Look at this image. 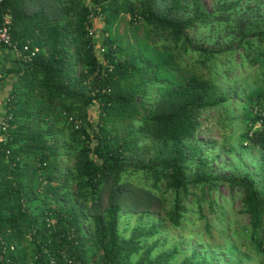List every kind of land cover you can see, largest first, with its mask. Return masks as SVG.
Segmentation results:
<instances>
[{
  "label": "trees",
  "instance_id": "1",
  "mask_svg": "<svg viewBox=\"0 0 264 264\" xmlns=\"http://www.w3.org/2000/svg\"><path fill=\"white\" fill-rule=\"evenodd\" d=\"M4 15L38 52L0 75L17 76L0 118V264H248L227 244V260L206 245L158 250L194 214L210 230L204 203L221 183L240 190L264 264V90L240 103L237 142L203 137L209 110L235 121L242 95L217 68L239 47L259 63L264 0H0V27ZM126 15L134 42L115 26Z\"/></svg>",
  "mask_w": 264,
  "mask_h": 264
},
{
  "label": "rangeland",
  "instance_id": "2",
  "mask_svg": "<svg viewBox=\"0 0 264 264\" xmlns=\"http://www.w3.org/2000/svg\"><path fill=\"white\" fill-rule=\"evenodd\" d=\"M128 20V15L123 16L115 26L119 28V32L124 36L126 41L134 42V28H131ZM106 25L105 15H95L94 29L96 31L94 39L96 41V48L103 46L102 43L107 35L106 31H104ZM142 31H139V36H142ZM256 47L255 51L251 53L252 56H257L256 53L258 51H264V44H261L260 47L257 45ZM243 51V48L239 47L232 58L225 60L221 68L220 66L217 68L220 72L217 78L219 84L223 86H226L228 83L233 84L232 88L242 95L236 103L232 102V107H234L236 114L235 121L229 124L222 112L219 115L217 110H209L206 113V120L212 131L204 133L203 137L205 138L237 142L239 136L246 130V124L242 117L243 109L240 103H243L248 98V94L252 90H264V55L260 56L258 64H253L249 59L245 58ZM5 53H0V59L3 58L5 65L2 66V62L0 61V75L7 70V67H12L11 62L15 58L12 51H7L8 55ZM188 59L193 60L190 56H188ZM204 72L205 70H201V73ZM16 78L15 74H11L0 84L1 111H4L6 107V102L14 88L13 84ZM90 113L92 122L96 125L99 119L97 104H94L90 108ZM2 115L1 118L4 117L5 111ZM218 117L219 122L217 121ZM228 158L230 159V157ZM132 179L135 182H139L140 174L135 175ZM197 191L200 192L199 189ZM241 195L239 189H232L227 183L219 184L218 188L209 195L210 199L213 200V210L209 208L207 202L204 203V213L208 215V221L211 223L210 230L208 231L205 228L206 220H200L199 215L194 214L193 221L188 225V229L172 228L170 231H164L160 236L161 242L158 250L169 248L175 242H178L185 250L195 245H206L207 247H214L216 251L223 253L227 260L229 259L227 256L231 250V247L226 246L227 244L235 246L237 249V252H233V257L238 255V251H247L251 257L248 264H260L262 261L261 259L259 261L250 238V217L246 213L241 212L243 209ZM132 223H135V220H132ZM183 239H186L188 243H184L183 245V241H181Z\"/></svg>",
  "mask_w": 264,
  "mask_h": 264
},
{
  "label": "built area",
  "instance_id": "3",
  "mask_svg": "<svg viewBox=\"0 0 264 264\" xmlns=\"http://www.w3.org/2000/svg\"><path fill=\"white\" fill-rule=\"evenodd\" d=\"M11 18L9 15L3 16V24L0 27V44L8 46L15 57L22 63H29L33 60L36 53L38 52V48L35 47V49H32L28 44L24 45L23 47L19 46L17 42L14 41L12 34H11ZM95 31L94 29L90 30V34L94 35ZM105 51V48H101V52L103 53ZM264 114V112H263ZM8 127L7 120H4L0 124L1 130H6ZM56 264L55 262H53Z\"/></svg>",
  "mask_w": 264,
  "mask_h": 264
},
{
  "label": "crops",
  "instance_id": "4",
  "mask_svg": "<svg viewBox=\"0 0 264 264\" xmlns=\"http://www.w3.org/2000/svg\"><path fill=\"white\" fill-rule=\"evenodd\" d=\"M0 53H5V50H3V49H0ZM6 55H8L7 54V52L5 53ZM0 61L2 62V66H5L4 65V62H3V58L2 59H0ZM13 62V61H12ZM11 62V65L13 66V67H16V64L14 65V62L12 63ZM1 65V64H0ZM15 86V83L13 84V87ZM3 108H4V106H3ZM6 110V107H5V109H4V111ZM4 111H1V109H0V118L3 116L2 114L4 113Z\"/></svg>",
  "mask_w": 264,
  "mask_h": 264
}]
</instances>
